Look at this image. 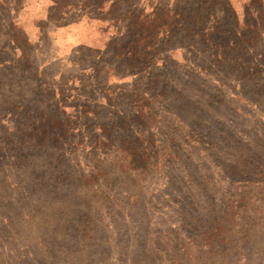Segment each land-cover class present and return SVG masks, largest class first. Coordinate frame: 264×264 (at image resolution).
<instances>
[{
  "label": "rangeland",
  "instance_id": "obj_1",
  "mask_svg": "<svg viewBox=\"0 0 264 264\" xmlns=\"http://www.w3.org/2000/svg\"><path fill=\"white\" fill-rule=\"evenodd\" d=\"M262 13L0 0V264H264Z\"/></svg>",
  "mask_w": 264,
  "mask_h": 264
},
{
  "label": "trees",
  "instance_id": "obj_2",
  "mask_svg": "<svg viewBox=\"0 0 264 264\" xmlns=\"http://www.w3.org/2000/svg\"><path fill=\"white\" fill-rule=\"evenodd\" d=\"M151 16H154V18H152ZM161 16L164 19V24H158L157 20L159 18L158 13L156 12H152L151 15L147 16L144 20L145 21H141V28H144L147 24L148 25V36L151 38H157L160 37L162 35L166 36L168 33H170L172 31V28L169 24V21L171 19H173V16H171L170 14H161ZM260 26L258 25V22H254L253 25V29L250 31L249 34H247L246 32L240 30V34H239V40L236 42V46H242L245 43H247V38H249L250 40L253 38L254 40H259L260 38H263L264 35V13H262L260 15ZM145 22V23H144ZM254 28H256L257 30H254ZM132 54H135L136 52H131ZM125 55L128 54V52L124 53Z\"/></svg>",
  "mask_w": 264,
  "mask_h": 264
}]
</instances>
